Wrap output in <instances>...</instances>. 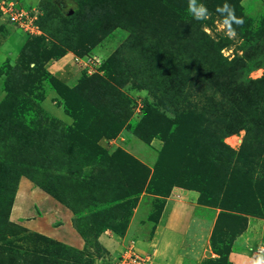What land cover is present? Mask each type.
Here are the masks:
<instances>
[{
    "label": "rangeland",
    "instance_id": "1",
    "mask_svg": "<svg viewBox=\"0 0 264 264\" xmlns=\"http://www.w3.org/2000/svg\"><path fill=\"white\" fill-rule=\"evenodd\" d=\"M91 1L83 12L73 0H0V215L17 227L0 232V264H34L60 244L72 247L46 231L66 222L51 217L54 208L67 209L85 232H78L84 247L72 248L93 264H121L131 251L154 264L153 252L133 243L113 260L99 238L132 233L133 242L153 241L162 222L189 204L192 225L174 234L165 261L254 258L264 248V0H198L211 13L203 21L189 14L188 0ZM224 3L244 20L233 25L234 39L215 11ZM215 47L221 54L209 52ZM176 76L184 77L180 92L149 86ZM215 91L229 98L210 99ZM235 116L252 117L258 128L246 148L247 129L227 134ZM89 171L113 176L108 194L121 200L106 210L132 202L123 233L100 224L102 193L77 201L85 191L68 192L70 181L79 183L73 172ZM33 181L67 192L80 204L79 219ZM200 182L203 192L185 186ZM54 264L79 263L64 255Z\"/></svg>",
    "mask_w": 264,
    "mask_h": 264
},
{
    "label": "trees",
    "instance_id": "2",
    "mask_svg": "<svg viewBox=\"0 0 264 264\" xmlns=\"http://www.w3.org/2000/svg\"><path fill=\"white\" fill-rule=\"evenodd\" d=\"M73 1L77 2V4H78L79 8L81 9V11L84 10L83 12L88 11L89 8L93 9V7H90V5L92 3L91 0H73ZM209 52H212L213 55H217V54H221V49L215 47V49L211 48ZM225 64L228 65L229 63L225 62ZM169 85H171V87H169ZM183 85H184V77L183 76H176L167 84H162V83H160V81L149 83V86L151 87V89H153V87H156L157 90L158 89L159 90H163V95L166 94L168 89H173L176 92H180V90L183 87ZM219 95L223 97L221 99V101H224V99L229 98L226 95L218 94V91H215V93H212V95H211L212 97L210 99L216 100V99H218ZM109 107L111 109H113L112 111H116L115 108H117V104L114 103V105H113L111 103V105L109 104ZM1 109L2 108H1V105H0V112L2 111ZM226 128L228 129V131H227L228 135L236 133V132L240 131L241 129H247L248 132H247V136H246V140H245V144H244V147L246 148V146L249 145L250 133L254 132L253 129L257 128V127H256V124H255V120L252 117L248 116L247 118H244V120H242V118L240 116H235L233 118L232 122L229 123V125H227ZM227 151L231 155H234L233 151H230L228 148H227ZM81 173H79V174H81ZM73 175L77 176V178H80L79 179V183L75 184V182H71L70 181L69 186L67 188L68 192L70 194H74L73 193L74 192L73 191L74 188H78L81 192L85 191L84 194H80L78 196H76L74 194V196H75L73 198L74 200L79 201L80 197H84L85 198V195H87L89 197L91 195H96L97 193H102L103 194V197H102L103 200L108 202L107 204H104L101 207H99V208L103 207V209H105L104 206H107V205H109V204H111L113 202L115 203L118 200H121V199H118V198L117 199H113L111 197V195L108 194V192H109L108 186H109V183H111L113 181L112 180L113 176L107 174L105 171H100L98 173H93V171H89L88 173L84 174L85 178L78 177V172H73ZM94 175H95V177H93ZM238 177H240L239 174H237V173L232 174V179L233 180L237 179ZM204 179H206V178L204 177ZM223 179L225 180V178H223ZM218 181H219V178H215V179H212L210 183L216 182L218 184ZM230 181L231 180H229V181L225 180V186H226L227 183L231 184ZM33 182H35V184L37 186L42 188L43 191H46L52 197L56 198L61 203L66 205L69 209H71L74 212V214L77 215L75 221L77 219H79V216L81 215L79 212H81V211L79 209H77L75 205L80 206V204L78 202H74L75 205L73 206L71 204L72 201H69V199H68L67 192L65 193V192H63L61 190V188L54 187L53 186L54 185L53 182H51L50 184L48 183L47 185H43V184L39 183L38 181H33ZM201 182L199 183L200 185H197V186H193L192 185L193 183H191V184L190 183H185V186L190 188V189L196 188L195 190H198V191L202 190V192H203V190H205V187H203L201 185ZM230 184H228V186ZM213 185H214V183H213ZM95 191H96V193H95ZM95 199H96V196L93 197L94 203H95ZM8 202L10 203V201L7 200V203ZM131 203H127L126 205H122L121 206V207L127 206V210H125V211H124V209L121 210V211H117V209H119V208H117V209H110V210H106L105 209L104 211L99 212L97 214V218L98 217L100 218V224H103V226L106 227V228H109V229L112 228L114 231L120 232V234L123 233V231L126 229V226L128 224V221L126 219H128V215L131 214L130 213V210H131L130 209V205H131ZM12 207H13V202L7 208L8 209V213H11ZM126 211L128 212L127 215H125ZM75 224H76L75 225L76 228H78V232L82 236L85 235V232L83 230L79 229V227H77L78 223H75ZM100 226H102V225H100ZM14 228H17V227L15 225H13V223L8 222V218L6 217V215L5 216L0 215V232H2V231H10L11 229H14ZM94 228L95 227H93L92 229H94ZM35 237H38V238H41V239L45 240L47 242V244H56L53 240L49 239L48 237H46L44 235L36 234ZM95 244H96V246L98 248L101 247L100 244H99L98 239H96ZM59 246H60L59 249H52L50 251L49 257H51L52 260L54 259L53 261L49 260V257L47 259V257H43V256L39 255L38 257H36V261H35L34 264H48V263H53L54 264V263L58 262V260L63 259L64 255L65 256H69L70 258H76L78 260L79 264H93L92 260L87 259L85 254L82 251L76 250L75 248H72V247H66V246H64L62 244H60ZM61 253H65V254L60 255ZM219 262L221 264H233L230 261L228 254L226 256H224V257L222 256V258L219 259Z\"/></svg>",
    "mask_w": 264,
    "mask_h": 264
},
{
    "label": "crops",
    "instance_id": "3",
    "mask_svg": "<svg viewBox=\"0 0 264 264\" xmlns=\"http://www.w3.org/2000/svg\"><path fill=\"white\" fill-rule=\"evenodd\" d=\"M195 195H192L190 197V201H192V198L195 199ZM53 203L52 206L56 207L57 204ZM192 206L193 204H189L186 208V211L184 213H179V209H177V213H172L169 218L166 219V222H162V229H159L157 231V235L161 234L162 230V237L155 236L153 241L150 242H144L143 240H136V242H133L134 240V234L128 235L126 239L118 241L115 239V237L107 232L102 234L99 238L100 243L107 249L108 253L111 255L109 258L117 260V256H121L125 248L133 243L134 246L138 251L144 254H148L150 252H153V255H155L156 262L154 264H169V262L165 261V257L163 254H169L173 253L176 246L175 239L177 238L176 234L178 231H183L188 229L192 223L190 221L192 217ZM50 209V215L53 218L52 215H62L66 219L65 223L60 224V226H50L46 229L51 235H49L52 238H57L68 244L69 246L76 247V248H83L85 245L84 239L78 234V232L75 230V228L72 225L71 219L72 215L70 212L65 208H54V212ZM53 213V214H51ZM59 213V214H58ZM185 214V215H184ZM56 218V217H55ZM190 224V225H189ZM171 229V230H170ZM169 233V235L167 234ZM47 235V234H46ZM160 236V235H159ZM166 236V237H165ZM183 236V235H178ZM165 237V238H164ZM164 238V239H163ZM155 241L158 243L155 245ZM183 242V241H182ZM182 244V243H181ZM182 246H180L179 250L182 249ZM157 250V251H156ZM243 252H233L230 255V260L234 262L235 264H251V258L250 256H245L242 254ZM164 256V257H163Z\"/></svg>",
    "mask_w": 264,
    "mask_h": 264
},
{
    "label": "clouds",
    "instance_id": "4",
    "mask_svg": "<svg viewBox=\"0 0 264 264\" xmlns=\"http://www.w3.org/2000/svg\"><path fill=\"white\" fill-rule=\"evenodd\" d=\"M187 11L196 21L207 20L211 13L203 3H198V0H188ZM216 13L222 18L220 21V28L226 30V35L229 38H235L237 32L233 25L242 26L244 24L243 18L235 15V8L224 3L222 6H217ZM171 115L170 113L168 114ZM251 264H264V248L259 250V253L251 258Z\"/></svg>",
    "mask_w": 264,
    "mask_h": 264
},
{
    "label": "built area",
    "instance_id": "5",
    "mask_svg": "<svg viewBox=\"0 0 264 264\" xmlns=\"http://www.w3.org/2000/svg\"><path fill=\"white\" fill-rule=\"evenodd\" d=\"M124 262H121V264H142V259L136 254L131 251V254L129 256L123 257Z\"/></svg>",
    "mask_w": 264,
    "mask_h": 264
}]
</instances>
